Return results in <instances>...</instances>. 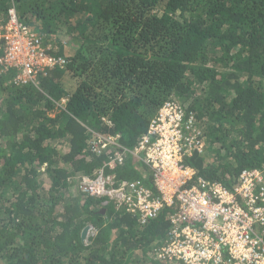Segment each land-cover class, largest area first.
Returning <instances> with one entry per match:
<instances>
[{
  "label": "trees",
  "instance_id": "trees-1",
  "mask_svg": "<svg viewBox=\"0 0 264 264\" xmlns=\"http://www.w3.org/2000/svg\"><path fill=\"white\" fill-rule=\"evenodd\" d=\"M10 7L64 63L24 82L0 67V264H170L153 253L167 209L141 222L79 188L101 173L151 186L139 157L110 168L117 147L89 140L133 150L172 102L201 131L184 159L197 175L231 187L264 168V0H0V23Z\"/></svg>",
  "mask_w": 264,
  "mask_h": 264
},
{
  "label": "built area",
  "instance_id": "built-area-1",
  "mask_svg": "<svg viewBox=\"0 0 264 264\" xmlns=\"http://www.w3.org/2000/svg\"><path fill=\"white\" fill-rule=\"evenodd\" d=\"M41 44L39 33L10 7L6 21L0 23V67H15V80L24 82L38 70L63 65V58L47 54ZM200 132L193 115L166 102L133 150L122 147L118 135L95 134L90 150L117 147L107 163L110 168L134 154L148 170L151 186L101 173L79 177V188L92 196H107L141 222L167 209L169 230L153 252L161 262L264 264V168L243 169L231 187L204 179L184 162L205 148Z\"/></svg>",
  "mask_w": 264,
  "mask_h": 264
},
{
  "label": "rangeland",
  "instance_id": "rangeland-1",
  "mask_svg": "<svg viewBox=\"0 0 264 264\" xmlns=\"http://www.w3.org/2000/svg\"><path fill=\"white\" fill-rule=\"evenodd\" d=\"M33 26V25H32ZM34 27V26H33ZM68 49L70 50V47H68ZM89 225V224H88ZM91 232H94V229L92 228V226L89 225L88 229L86 230L85 236H89V234Z\"/></svg>",
  "mask_w": 264,
  "mask_h": 264
},
{
  "label": "clouds",
  "instance_id": "clouds-1",
  "mask_svg": "<svg viewBox=\"0 0 264 264\" xmlns=\"http://www.w3.org/2000/svg\"><path fill=\"white\" fill-rule=\"evenodd\" d=\"M244 169H245V168H244ZM242 170H243V169H242ZM242 170H241V171H242ZM241 171H240V172H241ZM240 172H239V173H240ZM238 175H239V174H238ZM237 178H238V176H237ZM116 179H117V178H116ZM117 180H118V179H117ZM119 181H121V180H119ZM236 181H237V180H236ZM97 197H98V196H97ZM101 197H102V196H101ZM103 197H107V196H103ZM103 199H104L103 203H105V202H106V200H108L107 198H103ZM112 201H113V200H112ZM113 202H114V201H113ZM114 204H115V207H116V209H118V210H123V209H119V208H117V206H116V203H115V202H114Z\"/></svg>",
  "mask_w": 264,
  "mask_h": 264
},
{
  "label": "water",
  "instance_id": "water-1",
  "mask_svg": "<svg viewBox=\"0 0 264 264\" xmlns=\"http://www.w3.org/2000/svg\"><path fill=\"white\" fill-rule=\"evenodd\" d=\"M88 227H89L88 225L85 226L84 230L82 231V236H84V234H85L86 230L88 229Z\"/></svg>",
  "mask_w": 264,
  "mask_h": 264
}]
</instances>
